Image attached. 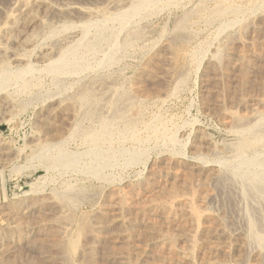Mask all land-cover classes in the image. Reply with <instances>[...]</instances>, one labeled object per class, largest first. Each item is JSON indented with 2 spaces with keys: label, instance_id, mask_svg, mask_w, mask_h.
Returning a JSON list of instances; mask_svg holds the SVG:
<instances>
[{
  "label": "rangeland",
  "instance_id": "1",
  "mask_svg": "<svg viewBox=\"0 0 264 264\" xmlns=\"http://www.w3.org/2000/svg\"><path fill=\"white\" fill-rule=\"evenodd\" d=\"M50 1H49V3H50L49 7L50 8L44 9L43 7H41L38 9V11H37V14H38L37 17L39 16L38 20L42 21L41 18H43V20H44V18H46L45 20H49V21H43L46 24L47 23L50 24V25L47 24L49 29H51V28L52 29H59L61 27L60 25H62V24H64V25L66 24V26H70V28H72L73 31L70 29L71 32L67 33V37L68 36L69 37L67 38L65 36L67 39L65 38L64 42L60 41V43L58 45L53 46L51 44V43H53V41L50 38H48V36H47L48 30H45V32H43V31L41 32V30H39L40 26H38L39 25V22H38V23H36L38 25L34 26L37 32H33L36 34L35 35L36 36L35 45H36L37 49L35 48L36 50H33L32 53H29L27 55V57H29V58H27V57L23 58L22 56H20V57L18 56V54H21L19 45L21 44V40H22V38H20L19 36L28 35V34L32 33V31H33L32 27H29V26L17 27L16 33H15V35H13L14 39L10 40L11 42L9 41L11 44L9 42H6L5 40H2L3 44H0V47H4V45H5L4 48H6V50H7L6 51L7 53L3 54L6 56L0 55V57H1L0 60L7 62L10 65L11 70L14 69L13 71H15L16 68L17 69H19V67L22 68L26 62H29L30 65H32L31 67L35 71V76H36L37 80L39 79L38 82H40V84L35 86V88L32 87L30 90H28L29 93H28V91H26V92H20L19 90L17 91L15 86H13V85H11L12 87L9 86L8 89H6L4 92L0 93V233H3L5 230L8 229V227H10L12 225V222H13L15 215L11 212V208H13L18 203H24V202H28V201L31 203H34V202L39 201V203L36 204L37 205L36 209H37L38 213L35 214L36 212H34L32 214V220H35V221H32L31 219H29L30 221L28 219L27 220L24 219L25 223H23V226L24 225L26 226L27 222L28 223L30 222L29 225H32V224L34 226L38 225V220H39L38 218L41 217L40 215H42V214L43 215H42L41 219H44V218L48 219L49 218L48 228L43 229L42 231L41 230H39V231L35 230L34 233H31V236H30L32 238L31 241L25 242V241H17L16 239H11L10 242L7 243V244H9L7 247L11 248L12 252L10 254H7L6 258L13 259V258H16L19 256L20 260H22V264H23V261H28L29 263L31 262L30 264H43V263H45V264L46 263L47 264H64L65 262L61 259L60 255H59V253H60L59 249L56 246L55 247L53 246L54 243H57L58 241H60V239H62V234H63V238L64 239L66 238V237H64V235H65L63 233L64 231L63 232H61V231H62L63 227H68L66 225L67 223L62 218L61 219L56 218L57 216H59L61 214L60 216H66L67 215L66 218H69V220L67 222L69 224H71V226L68 224L69 227H71L70 230L73 234H75L74 236H76L77 238L72 236L73 234L71 232H70V237L75 238V240H76V239H79L78 237H79V235H81L80 237L82 238V239L80 238L79 241L77 240V243L79 242L78 243L79 244L78 249L76 251L75 256L72 257V259L74 260L75 263L79 260L80 264H83V263L89 264L90 263L89 259L91 260V257H92L93 260L96 262H94L92 260L93 263L91 261V264H94V263H96V264H98V263L99 264H116V263L122 264L121 261L124 262V260L121 259V258H123V256L121 255V252L122 251L125 252L126 250L131 249V251H133L132 252L133 258H135V257L138 258V264H144V263L145 264H182V263H179L177 261L175 262V260L172 261V259H171V261L168 260V259H170V256L168 255L169 250L167 247L166 248L161 247V249L159 248V249L155 250L156 247L150 239L149 240L151 242L150 241L146 242V240L148 239V238H146V235H147L145 232L146 229H144L143 225L140 224V223H142L143 220H141V222L139 223L140 224L138 226L139 229L137 228L135 233H133V238H132L131 242L130 241L127 242L126 240H124L123 237H120V235H118V233H119L118 229L113 227L112 224L107 225V223H109V222L113 223L112 218H113V221L116 219V217H115L116 213L112 207L113 205L112 206L110 205V203H112L111 194L114 192L116 193L117 191H121L122 190L121 188H123L124 190H126V189L127 190L128 189L133 190V189H137L138 187H142V185H146L145 183H147V185H146L147 191L144 195L146 197L147 196L153 197L154 193L159 195L160 193L158 194V192H162L163 190H166L165 187H167V189H170L171 187L176 186L177 188L180 189L181 197H187L189 194H194L195 198H196L197 205L202 210L204 208L203 211H205V213L210 214L209 215L210 219H207L205 222L203 221V223H202V226L205 228V230H207V235H205L206 231L205 232L202 231V232H204V234L201 233V236L197 238V248H195L194 253L192 254V259H193L194 264H203V263H207V261L208 262L211 261L213 263H215L214 261H216V262L221 261L225 264H239V263H237V261L239 262L240 259L238 260L237 258H240V254H241L240 253V251H241V249H240L241 244L240 243L242 242V239H243V235L241 232V231H243V229H242L241 224H239V221L236 219V217L234 215L237 210L233 211L232 205H229V204L223 202L220 192L217 190L216 186H214L213 182L210 179V177L212 178L211 174H213L214 171H216L220 165V164H218V162H220V161L221 162L225 161L226 163L229 162V165H232L234 162L233 157H232L231 146L235 142V136L232 134V132H230L229 124L227 123V121L222 120L218 116V112H219V109L221 107H223V109H225V110H227L229 107H230L229 109H231V111L232 110L233 111L238 110V107H236L237 106L236 102L239 99V98H236V96L238 94L237 90H236V82H237L236 80L238 79V74L235 70H231L233 68H230V69L228 68L229 71H226L227 69H225V71H224L223 65H221V66H219L220 69H218L220 73L218 75H216L217 73L212 72V68L206 69V67L209 66V64L212 60V56H214V54H216L217 52H220V53L229 52L230 46L239 47L242 44H246V45L252 44L251 46H249L251 51L247 50V55L253 56L255 53L257 55L259 54L258 56L264 55L263 54L264 51L262 50L264 48V31H262V30H264L263 29L264 25L260 22L261 18L264 17V6L262 5V8L259 10V12H256L255 14L249 16V13L246 11V9L250 8V5H249L250 0H239V3L241 4V6L242 7L244 6L245 12H244L243 19H244V23H245L244 26L246 28H244L242 31V28H240L237 24L230 23V26L227 27L226 30L221 31L220 30V23H221L220 21L231 22L234 19L232 17H226L227 19L225 18L223 20H218V19L216 20V18L215 19L212 18L210 12L214 8L215 3H217L216 0H209L210 2L208 0H176L175 5L170 4V5L161 6L162 3L158 4V5L156 4V5H154V7L156 6V9H154V13H153L154 15L152 14V16L151 15L149 16L151 18L147 17V19L137 21L133 25V27H135L136 29H138V28L140 29V30L138 29V31L141 34L139 38H136L133 36L126 37V35H124V34H126L125 32H120V34H119L120 36H118L117 43L119 45H123V42H122L123 39L127 38L128 41H130L129 39H133L130 41V45L131 44H133V45H131V47H132V48H130L131 50L129 48H127L125 50V51H127V53L124 52V50H123V52L120 50L119 55L116 56L117 59H115V62H113L111 64L112 66L108 65L107 67L93 68L95 70L89 69V71H83V72H81V74H79L80 77L77 75L78 77L77 76H69V77L57 78V77L51 76V75L46 76L47 74L43 70H44L47 62H45V60L40 58L41 52H44L45 49L50 50L52 48L51 51L52 52L54 51L53 53H57L59 50H61L60 48L63 49L67 46H72V45L78 43L79 41H81L82 36H81V32L79 31V26H80V24H83L82 22H84L86 20V18L84 17L85 18L84 19L83 16H81V15H80V17H82V18H79V15L77 13H73V12H71L70 14H66V16L64 14H63L64 16L62 14L59 16V14L55 12L56 6H57V8L59 5H60L59 8H62V7L66 8V6L70 7L69 5H71V7L74 6V7H82V8H86V9L88 8L89 10H93V11L97 10L96 12H99V13L101 12L97 17H101V14L108 13V11H110V13L115 12L116 9H114L115 11L112 10L113 4L116 1L120 2L121 0L120 1L119 0H111V1L110 0H93V1L92 0L91 1L90 0H81V1H79V0H76V1L75 0H50ZM134 1L136 2V1H140V0H125V2H124L125 4L123 3L124 6L122 7V9L127 8L129 6V3L132 4V3H134ZM161 1L162 2L165 1V3H166V0H161ZM197 2H199V4H202L203 6L199 5ZM8 4L9 3L6 1H4V3L0 1V23L3 20L6 12L7 11L9 12V5ZM53 5H55V7ZM51 7H52V9H51ZM198 7L203 8L204 11L201 13H198L196 15H193L189 18L188 24H187L186 30H185V34L187 33L186 35L188 36V38H186L187 40H185L184 45H182V47L183 46L184 47L183 48L180 47L182 49L181 50L179 49V53L183 56H188L191 53L196 52L195 55L197 56L198 61L200 62L199 64L197 63L199 66L197 65L195 67L192 65L190 67L188 73H186L187 75L185 74L184 76H182L180 78L182 80L181 85L183 87L179 86V89L177 92L165 96L164 93L167 92L170 87H174V85L171 83V80H170L171 78L170 79L168 78V77H170L171 70H172V63L169 61L171 52L167 49L168 48L167 46L170 43L169 40L171 37V33L174 29L176 22H178L179 19H181L184 15H186L190 12L193 14L194 12H192V11H195V9L197 10ZM193 8H195V9H193ZM49 9H51V10H49ZM44 10L45 11L47 10L48 12L47 11L45 12ZM190 10H192V11H190ZM4 12H5V14H4ZM42 14H43V16H42ZM208 15H210V16H208ZM54 17H56V18H54ZM209 20L211 22H209ZM174 21H175V23H174ZM250 21H252L253 24L256 23L259 25V23H260L261 25H259V26L263 27V28H260L262 33L260 30L254 31L253 28L250 27L251 26ZM137 24L139 26H137ZM0 27H1V25H0ZM170 28L171 29L173 28V29L171 30ZM152 29H153L154 33L151 31ZM201 30H203V31L201 32ZM245 30L247 32H245ZM43 33H45V34H43ZM93 33L90 32V36ZM169 33H170V35H169ZM188 33H189V35H188ZM235 33H237V34H235ZM187 36H185V37H187ZM249 37H251V38H249ZM45 38L46 39L48 38V40H46ZM134 39H136V40H134ZM138 39H140V40H138ZM17 40H19V42ZM166 40H168V41H166ZM227 41H228V43H227ZM69 42L72 44H70ZM6 44H7L8 49L6 47ZM100 44L101 45H98L96 48V53H95V55H93L94 57L93 56L88 57L89 62L92 64H96L97 62H99L104 57V55H106V53H108L110 50V45H108L109 47H107V44H104V43H100ZM186 44H188L189 46ZM49 46H50V49H47V48H49ZM133 46H134V48H133ZM13 49H15V50H13ZM224 49H226L228 51H226ZM155 51H157V52H155ZM231 52H236V51H231ZM21 57H22V60L20 59ZM154 57H155V59L157 58L158 60L157 59L155 60ZM159 57L161 58V60L159 59ZM151 62H153V63H151ZM154 62H156V63H154ZM253 63H255V65H253ZM143 64H145V65H143ZM150 65H153V66H150ZM252 66L255 69L252 70L251 72H249L248 75H249V77L250 76L252 77V78L250 77V79H251L250 82H252V83H250V87L252 85H254V86L251 88V90L249 89V92L247 89V93H246V91H243V92H245V94H242V95L244 97L245 96L250 97L249 96L250 92L252 90H254V88H256L254 91H257V86H258L257 93L252 91L253 95L255 96V93H256V95L258 93H260L263 97H261V95L258 94L257 96H255V98L258 100L263 98V101H264V92H262L263 93L262 94L259 90V87H260L259 81H260L262 74H264V72H263L264 71V68H263L264 59L261 60L260 57L256 58L252 62ZM149 67L152 69L150 70ZM210 67H211V65H210ZM141 68H142V71H141ZM154 68H156V69H154ZM38 70L41 72H39ZM255 70H257V71H255ZM258 70L262 71L263 73L259 72ZM163 71H165V72H163ZM221 71H224V73H222ZM36 72L39 74H37ZM84 72H86V73H84ZM225 72H227V73L225 74ZM257 72H258V74H257ZM144 73H146V74H144ZM149 73H150V75H148ZM151 73H152V75H151ZM43 74L46 77H43L44 76ZM221 74L224 75L225 77L224 76L220 77ZM253 74L254 75L256 74V75L253 77ZM38 75H39V77H38ZM139 75H141V76H139ZM83 76H84V78H83ZM137 76L140 78H138ZM217 76H219V77H217ZM226 76H227V78H226ZM152 77L155 79L152 80L153 79ZM183 77L185 79H183ZM234 77L236 80L233 79ZM79 79H81V80H79ZM96 79L98 81H95ZM167 80H168V82H167ZM231 80H234V81H231ZM109 81L111 83H109ZM136 81H138L140 83H138ZM228 81H230V82H228ZM49 82H50V84H49ZM175 82H177V80ZM218 82H220V83L218 84ZM42 83H44V84H42ZM60 83H61V85H60ZM71 83L74 84L75 87ZM51 84H53L54 86ZM55 85H57V86H55ZM67 85H69V87H67ZM83 85L86 87H83ZM122 85H123V88H128V89L132 90L133 92L132 91L131 92L134 93L137 97L140 96L139 99L141 98V100H138V102L140 103L139 107H140L142 113L140 112V113L136 114L135 110L129 111L128 116H127V121H126V123L132 122V121L136 122L137 126L135 127V129L136 128L138 129L137 132L139 134L135 131V129H134V133H136L139 136V138L142 136L139 139L140 145L138 144V142H135L134 144H133V142H131V143L127 142L128 140H126V142H127L126 143L124 141L126 139V137H124V138L122 137L121 139L116 138L115 140H113L112 141L113 145L111 144L112 148H109L108 143H106V144L104 143V146L102 143L101 144L102 147H100L101 150H99V151H102V150L104 151L105 149H106L105 151H108L109 149H113V150L115 149V151H119V152H121V154L118 152L119 154L117 155V153H116L117 157H115V159L116 158L118 159V161L116 160V162H118V163H116V162L115 163L117 164V166H114L113 168L105 167L104 170L100 173L102 175V176L100 175V177H95V176L89 177V175L84 173V171H83L84 169L82 168L83 166H84V168L86 165L96 166V163L94 161L92 164H89L92 162L91 161L92 158L90 159V157H88V156L87 157H81L80 158L81 160H79L80 164L78 163L77 165H75V167H73L72 170L69 169L68 171H63L59 168H55V170H54V168H50V169L47 168L48 166H47L46 161L42 160L44 158V154H45V150H44V149H46L45 147H47L48 150L50 149L48 151V153L50 155L53 156V155L58 154L57 146H56V149H55V147L52 148V144L54 145L57 142L64 140L63 136H65L66 132H68V130H70L69 128L72 127V124L77 122L78 119H80V120H78L79 123L77 122L79 125H82L84 123L83 126H81L82 128L87 129V124L89 127L88 129H91L93 127L98 126L101 123L103 118H107L110 115L109 103H110V100L112 98V96H111L112 89L117 90L119 87L122 88ZM233 85H234L236 94H232L233 93L232 90L234 88L231 86H233ZM147 86H149V87H147ZM227 86L228 87L230 86V87L228 88ZM144 87L146 89H143ZM222 87H223V89H222ZM225 87H227V88H225ZM85 88H87V89H85ZM231 88H233V89H231ZM139 90H141V91L139 92ZM213 90H215V91H213ZM13 91L14 92L16 91L15 92L16 95H14L15 93H13ZM134 91H136V92H134ZM150 91H152V92H150ZM84 92H86V93H84ZM101 92H102V94H101ZM159 92L162 95H160ZM219 92H221V93L219 94ZM8 93H10L9 94L10 97L13 96L12 100H14L15 102L12 100L11 101L9 100L8 95L6 96V94H8ZM12 93H13V95H12ZM35 93L36 94L38 93V94L36 95ZM95 93H96V95H95ZM154 93H156V95H158L160 97L163 96V98H161V100L158 99L160 97H157L156 95H154ZM213 93L215 96H213ZM50 94H51V97H50ZM74 94L82 95L84 97H86V94H88L86 98H93V99L97 100L98 103L95 104L94 106H93V104L89 105L90 106V110H89L90 116L83 117V115H81L82 110H80L78 108H77L78 110L73 109L71 111L66 109L67 106L69 107L71 104V101H69L70 102L69 103L68 100H66V99H68L71 95L73 96ZM103 94H105V95H103ZM144 94H145V96L142 97ZM30 95H32L33 98H37L36 102H30V99H31ZM98 95H99V97H98ZM217 95L218 96L221 95V96L217 98ZM230 95H235V96L231 97ZM250 95H251L250 98L255 99L254 96L252 97V94H250ZM154 97H155V99H153ZM233 97H234V99H233ZM238 97H239V94H238ZM98 98H99V101H98ZM147 98H149V100L150 99L151 100L148 101ZM210 98H213V99H210ZM228 99H230V101ZM61 100L62 101L64 100V102L62 103ZM206 100H208V101H206ZM210 100H211V102H210ZM234 100H235V102H234ZM231 101H233L234 103L232 104ZM147 102H149V103H147ZM11 104H13V105H11ZM26 104H27V106H26ZM28 104L29 105L31 104V105L28 106ZM143 104H145V106ZM231 104L232 105L235 104L234 105L235 107L232 106ZM147 105H148V108L145 109L147 107ZM225 105H226V107H224ZM252 105L248 106L249 107L248 111H251L254 108L253 107L254 105L253 106ZM24 106H25V108H23ZM61 108H63V109L65 108L66 111L61 109ZM100 108H102V110ZM142 108H144V109H142ZM92 109H94V110L92 111ZM103 109L108 114L103 112ZM74 110L78 111V114ZM106 110H109V111L107 112ZM100 111H102L104 113V115L102 112L99 113ZM71 113L72 114L75 113V114L72 115ZM91 113H93V114L96 113V115L95 114L93 115ZM130 113L134 115V118H133V115H131ZM99 114H101L102 117ZM154 115H157V116H154ZM40 117L42 118L41 120H40ZM159 118H162V119L160 120ZM152 120L156 122V127L163 125L167 129L170 128L171 130L170 129L169 130L172 131L173 133L177 132L176 133L177 134L176 135V142L175 143H173V142L168 143V141H166V140H164V141L162 139L158 140V139H155L152 137L153 139L156 140V141H154L151 138L150 132L147 129H143V128H145V124L152 122ZM141 121H143L144 123L141 124ZM162 121L164 122V124L162 123ZM39 123H40V125H39ZM92 125H94V126H92ZM182 125H183V127H182ZM172 128L174 129V131ZM62 130H64V131H62ZM65 130H67V131L65 132ZM58 133H59V135L60 134L62 135V138L59 139V137H61V135H60V136H58V139H57L56 135H58ZM143 138L149 139V140L151 139V141L148 142L149 140H145ZM72 140H70V141L67 140V141H65V144L63 146H59V147H61V149H63V150L65 149L64 151L68 155L80 156L81 154H79V152L82 153L84 150L86 152H88V150L90 151L91 148H89L82 141L81 138L77 137V138H74ZM143 140L146 142H144ZM47 144L50 148L47 146ZM164 147H165V149H164ZM40 149H41V151H42V149L44 151L40 152ZM136 149H138L139 153ZM217 152H219V153H217ZM129 153H135L138 155V157L135 161L136 164L134 163L130 166L124 167V161H125L124 159H126V157H127L126 155ZM28 154H30V155H28ZM122 154H123V156H120ZM175 154L177 157L175 156ZM45 155H47V154H45ZM139 155L140 156L144 155V156L140 157ZM41 157H42V159H40ZM39 159H40V161H38ZM85 161H87V162H85ZM198 161H199V163H198ZM165 163H167V164H165ZM201 163H204V165ZM81 165H83V166H81ZM120 165L124 167L123 170L119 169V168H122ZM133 165H136V166H133ZM164 165H166V166L164 167ZM45 166H47V167H45ZM117 167H118V169H116ZM109 168H111V169L109 170ZM47 169H49V170H47ZM138 170L142 171V172H139ZM187 170H189V171H187ZM114 171L116 172V174H114ZM212 171H213V173H212ZM44 172H46V173H44ZM79 172H80V174H79ZM102 173L108 174L107 177L105 175H103ZM137 174L139 175V177L137 176ZM172 174L176 175V177H173ZM112 175L113 176L115 175L117 182L115 181V179L112 178ZM103 176H105L106 179H104ZM118 176H119V178H118ZM189 177H190V181L192 183H190V185H191L190 189H189V186L187 189V188H185L186 185H183V184H186L184 182H186L185 180L189 179ZM208 177H209V179L207 180ZM96 178H98V179H96ZM101 178H103V179H101ZM93 180H95V181H93ZM103 180H107L108 182L110 181L109 182L110 184L107 181H105L106 184L103 183ZM198 180H199V182H198ZM202 180L205 181L204 183L202 182L203 184H205V187H204V185L202 187V185L200 184ZM113 181H114V184H113ZM99 182H101L102 185ZM173 182H174V184H173ZM3 183H5L4 184V186H5V194L4 195H3ZM139 183H140V185H139ZM148 184H149V186H148ZM175 184H177V185H175ZM30 186H32V187H30ZM72 187H73V189H72ZM130 187H132V188H130ZM67 188L69 190H71L72 192H74V194L79 196L76 200V206L73 208H70L68 205L62 204V203H61L62 205H60L58 203V201L56 202V200L54 199L55 198L54 195H56L57 193H61L63 190H65ZM105 188H107V191ZM78 189H81V190H78ZM110 189L112 191H110ZM77 190H78V192H77ZM99 191H100V193H99ZM190 192H193V193H190ZM148 193H150L151 196H149ZM157 195H155V196H157ZM208 195H209V197H208ZM81 196H82V198H81ZM84 197L87 200H85ZM110 197H111V199H108ZM41 198H43V199H41ZM40 199H41V201H40ZM91 199H93V202ZM44 200H45V202H44ZM107 200H108V202H107ZM102 202H104L106 205ZM57 203L59 205H57ZM77 204H79V205H77ZM107 204L110 205L111 207L110 206L108 207ZM204 204H205V206H204ZM224 205L226 206V208L224 207ZM133 206H135V205L133 204ZM63 207H65V208H63ZM97 207H99V208H97ZM103 207H105V208L103 209ZM39 208H41V209H39ZM59 208L61 211L59 210ZM111 208L113 210H111ZM64 210H67V211H64ZM96 211H98L99 213ZM227 213H229V214H227ZM38 214H40L39 217H38ZM261 214L264 215V212H262ZM12 215H14V216L12 217ZM23 215L27 216L26 213ZM33 215H35L36 217L33 218ZM130 216H128V218L132 217V216L131 217ZM10 219H12V220H10ZM80 219L82 220L81 222H80ZM89 219H91V220L89 221ZM147 219H148V222L146 223ZM40 220H39V223H40ZM104 220H106V221H104ZM108 220H110V221H108ZM145 220L146 221H143V224L144 223L150 224L153 222L156 224L158 223L165 230H168V231L170 230L171 232L174 231L173 233L178 232L179 225L181 223V220L178 219L177 217H175L169 223H165L163 221L161 215L158 213H156V214L151 213V215L149 214ZM233 221H234V223H233ZM78 222H80V223H78ZM83 222L84 223H86V222L91 223L96 228L97 239H96V237H95V239L99 240V241H96V240L92 241V240H90L91 237L88 236L87 233H84V232L80 233L79 232L81 229L80 225ZM101 222H102V224H101ZM61 224H63V226ZM230 224L232 225V227ZM55 225H57V226H55ZM100 226H101V228L103 227L102 228L103 231L101 230ZM104 226H105V228H104ZM98 229L101 231L98 232ZM82 230H84V227ZM208 230L211 233L210 232L208 233ZM235 230H236V232H235ZM139 231L142 233H140ZM77 232H79V235L76 234ZM112 232H114V234L116 233L117 235H114ZM225 232H226V234H225ZM59 233H61V235ZM109 233H111L113 235H111ZM100 234H101L103 239L99 238V237H101V236H98ZM107 234L109 235V237ZM210 234H213V235H210ZM84 235H85V237H84ZM144 235H145V237H144ZM208 235H210L211 237ZM37 236H38V238H37ZM237 236H239V237H237ZM52 237H53V239H52ZM115 237H117V238H115ZM106 238L108 241L106 240ZM114 238L117 239L118 242H117V240H114ZM101 239L103 240L102 245H101V242H102ZM104 239L106 241H104ZM113 240L116 242H114ZM177 240H178L177 244H176L177 250L179 252L184 251L187 247V243H186L185 238L183 236H181V237L179 236V238H177ZM201 240H203V241H201ZM226 240H229V241H226ZM87 241L91 244H89ZM212 241H213V243H212ZM239 241H240V243H239ZM95 242H97V243L95 244ZM105 242H107V243H105ZM124 242L125 243L127 242L128 244H123ZM198 242H199V244H198ZM215 242H216V244H215ZM25 243H26V245H25ZM51 243H52V245H51ZM116 243H117V245H116ZM4 244H6V241H4ZM80 244H82V245H80ZM111 244H113V245H111ZM210 244H211V246H210ZM217 244H219L220 246H218ZM98 245L101 247V250L99 249L100 247ZM108 245L109 246L111 245V246L109 247ZM151 246H154V248L153 247L151 248ZM105 247H107V249ZM111 247L115 248V252H114V249ZM119 247L120 248L122 247V248L120 249ZM123 247H124V249H123ZM133 247L135 248V250ZM144 247H148V249L146 248L147 251H146V249H144ZM210 247H212V248H210ZM86 248H87L86 251L90 250L89 253H87L84 250ZM108 248H109V251H108ZM118 248L120 250H118V252H117ZM125 248H127V249H125ZM79 249H81V251ZM141 249H143L145 252ZM82 250H83V252H82ZM104 250L106 252H103ZM159 250H160V253H158ZM119 251H121V252H119ZM134 251H137V252H134ZM84 252H86V254ZM116 252L119 253V256ZM74 253H73V255H74ZM107 253H109V254L107 255ZM114 253L117 257H115L113 255ZM81 254L84 255V258H87V259L82 258L83 256ZM212 254H215V256L213 257ZM16 255H18V256H16ZM78 255H80V258ZM85 255H87V256H85ZM92 255H94V257ZM104 255H105V257L107 255L106 258L104 257L105 259H103ZM137 255H141L142 257L141 256L138 257ZM39 257H41V259H42L41 261L39 260ZM119 257H121V258H119ZM117 258H119L121 260H119ZM165 258H168V259H165ZM112 259L113 260L117 259V260L113 261ZM86 261H89V263ZM140 261H141V263H140ZM235 261H236V263H235ZM255 261L257 264V258L253 255L250 256L249 263L251 262L250 264H254Z\"/></svg>",
  "mask_w": 264,
  "mask_h": 264
},
{
  "label": "bare ground",
  "instance_id": "2",
  "mask_svg": "<svg viewBox=\"0 0 264 264\" xmlns=\"http://www.w3.org/2000/svg\"><path fill=\"white\" fill-rule=\"evenodd\" d=\"M1 2L4 3V1L8 2L9 4V12L7 11L3 20L1 21L0 25V44H3L2 40H5L6 42H9L10 40H13V35H15L16 33V28L19 26H29L32 27L33 31L32 33L28 34V35H22L19 36L20 38H22L21 40V44L19 45L20 47V51L21 54H18V56H22L23 58H26L27 55L29 53H32L33 50H36L37 47L35 45V41H36V34L33 32H37L35 29V25L37 26L39 22L40 26L39 30H41V32H45V30H48V38H50L53 43H51L53 46H56L60 43V41L65 40V38L67 37V33L71 32L70 29L72 30V28H70V26H66V24H62L60 25L61 27L59 29H49L48 25L50 24H46L43 21H49V20H45L46 18H41L42 21L38 20L37 17V11L39 8L43 7L44 9H48L50 8V0H0ZM76 1V0H75ZM81 1V0H79ZM91 1V0H90ZM93 1V0H92ZM111 1V0H110ZM120 1V0H119ZM209 1V0H208ZM217 3H215L214 8L211 10L210 14L212 16V18H216V20H223L226 17H232L234 20L231 22H223L220 21V30L224 31L226 30L227 27L230 26V23H234L237 24L240 28H242V31L244 28H246L244 25V6L242 7L241 4L239 3V0H216ZM51 2V1H50ZM67 2V1H66ZM100 2V1H99ZM113 2V1H112ZM125 0H121L120 2L116 1L113 4V8L112 10L116 9L115 12L110 13V11H108V13H103L101 14V17H97L100 13L93 11V10H89L88 8H82V7H74L71 5H69L70 7L66 8L62 7V8H55V12L59 14V16L62 14H64L66 16V14H70L71 12L73 13H77L79 15V18L83 16V18L85 17L86 20L84 22H82L83 24H80L79 26V31L81 32V41H77L78 43L72 45V46H67L65 48H60L61 50H59L57 53H53L50 50H44V52H41L40 58L45 60V62H47L45 68H44V72L47 74L46 76H55L57 78H61V77H69V76H79V74H81V72L83 71H89V69H93V68H98V67H107L108 65H111L113 62H115V59L117 55H119L120 50L123 52L125 51L127 48H132L131 44L130 45V41L133 39H129L130 41H128L127 38L123 39V45H119L117 43L118 40V36H120V32H125L126 37L129 36H133L136 38L140 37V32L138 31V29H136L135 27H133V25L137 22V21H141V20H145L147 19V17H149L150 15L152 16V14L154 13V9H156V6L154 7V5H158L161 4V6L164 5H170L173 4L175 5L176 0H166L165 1H161V0H140V1H134V3H129V6L125 9H122V7L124 6ZM206 2V1H205ZM210 2V1H209ZM241 2V1H240ZM58 3V2H57ZM61 3V2H60ZM63 3V2H62ZM101 3V2H100ZM124 3V4H123ZM199 4V2H197ZM196 3V4H197ZM204 3V2H203ZM59 4V3H58ZM67 4V3H66ZM131 4V5H130ZM73 5V4H72ZM190 5V4H189ZM202 5V4H199ZM198 5V6H199ZM248 5V4H247ZM246 5V6H247ZM249 5L250 8L246 9V11L249 13L250 15L255 14L256 12H259V10L262 8V5L264 6V0H250L249 1ZM2 6V5H1ZM55 7V5H53ZM87 6V5H86ZM126 6V5H125ZM203 6V5H202ZM207 7V6H206ZM158 8V7H157ZM167 8V7H166ZM177 8V7H176ZM199 8V7H198ZM197 10L195 8V11L193 14L188 13L186 15H184L181 19H179L178 22H176L174 29L171 33V37L169 40V45L167 46L168 50L171 52L170 54V59L169 61L172 63V70H171V74L170 77H168L171 80V83L174 85V87H170L169 90L167 92H165V96L169 95V94H173L175 92L178 91L179 86H182V80L180 79L182 76H184L186 73H188L190 67L193 66H197L200 62L198 61L197 56L195 55L196 52L191 53L188 56H183L179 53V49L181 50L183 47L182 45H184L185 40H187L186 38H188V36L185 34V30H186V26L188 24V20L191 16L196 15L198 13H201L204 11L203 8H199ZM52 9V7H51ZM49 9V10H51ZM54 9V8H53ZM107 9V8H106ZM162 9V8H161ZM209 10V9H208ZM41 11V10H40ZM39 11V12H40ZM45 11V10H44ZM47 11V10H46ZM45 11V12H46ZM159 11V10H158ZM48 12V11H47ZM51 12V11H50ZM157 12V11H156ZM171 13V12H170ZM207 13V12H206ZM63 15V16H64ZM154 15V14H153ZM43 16V14H42ZM52 16V15H51ZM181 16V15H180ZM179 16V17H180ZM210 16V15H208ZM3 17V16H2ZM41 17V16H40ZM49 17V16H48ZM62 17V16H61ZM195 17V16H194ZM255 17V16H254ZM52 18V17H51ZM56 18V17H54ZM64 18V17H63ZM84 18V19H85ZM151 18V17H149ZM203 18V17H202ZM247 18V17H246ZM48 19V18H47ZM227 19V18H226ZM57 20V19H56ZM78 20V19H77ZM260 20V19H259ZM51 21V20H50ZM167 21V20H166ZM192 21V20H191ZM228 21V20H227ZM253 21V20H252ZM252 21H250L251 26L253 28L254 31H259L260 27L259 25H261L259 23L258 24H253ZM209 22H211L209 20ZM259 22V21H258ZM257 22V23H258ZM260 22L264 25V17L261 18ZM175 23V21H174ZM195 23V22H194ZM197 23V22H196ZM205 23V22H204ZM203 23V24H204ZM218 23V22H217ZM139 24V23H138ZM137 24V26H139ZM141 24V23H140ZM148 25V24H147ZM192 25V24H191ZM212 25V24H211ZM219 25V24H218ZM248 25V24H247ZM58 26V25H57ZM145 26V25H144ZM249 26V25H248ZM73 27V26H72ZM78 27V26H77ZM219 27V26H218ZM233 27V26H232ZM25 28V27H24ZM75 28V27H74ZM142 28V27H141ZM164 28V27H163ZM205 28V27H204ZM251 28V29H252ZM30 29V28H29ZM171 29V28H170ZM171 29V30H172ZM215 29V28H214ZM264 29V28H263ZM140 30V29H139ZM207 30V29H206ZM217 30V29H216ZM240 30V29H239ZM21 31V30H20ZM73 31V30H72ZM75 31V30H74ZM153 32V29L151 30ZM164 31V30H163ZM188 31V30H187ZM203 30H201L202 32ZM241 31V32H242ZM261 31V30H260ZM264 31V30H262ZM261 31V33H262ZM47 32V31H46ZM90 32L93 33L90 36ZM144 32V31H143ZM170 32V31H169ZM189 32V31H188ZM245 32H247L245 30ZM253 32V31H252ZM142 33V32H141ZM146 33V32H145ZM154 33V32H153ZM220 33V32H219ZM260 33V32H259ZM45 34V33H43ZM194 34V33H193ZM200 34V33H199ZM221 34V33H220ZM237 34V33H235ZM143 35V34H142ZM170 35V33H169ZM168 35V36H169ZM189 35V33H188ZM195 35V34H194ZM45 36V35H44ZM66 36V37H65ZM123 36V35H122ZM162 36V35H161ZM187 36V37H185ZM193 36V35H192ZM219 36V35H218ZM245 36V35H244ZM69 37V36H68ZM67 37V38H68ZM80 37V36H79ZM142 37V36H141ZM163 37V36H162ZM167 37V36H166ZM199 37V36H198ZM208 37V36H207ZM220 37V36H219ZM225 37V36H224ZM48 38L46 40H48ZM66 38V39H67ZM123 38V37H122ZM146 38V37H145ZM160 38V37H159ZM238 38V37H237ZM251 38V37H249ZM120 39V38H119ZM144 39V38H143ZM153 39V38H152ZM217 39V38H216ZM136 40V39H134ZM140 40V39H138ZM19 42V40H17ZM74 41V40H73ZM168 41V40H166ZM215 41V40H214ZM221 41V40H220ZM219 41V42H220ZM11 42V41H10ZM9 42V43H10ZM15 42V41H14ZM44 42V41H43ZM42 42V43H43ZM51 42V41H50ZM217 42V41H216ZM230 42V41H229ZM252 42V41H251ZM5 43V42H4ZM45 43V42H44ZM70 43V42H69ZM100 43H104L107 44V47H109L108 45H110V50L108 53H106V55H104V57L97 62L96 64H92L89 62L88 57H92L93 55H95L96 53V48L98 45H101ZM133 43V42H132ZM228 43V41H227ZM239 43V42H238ZM244 43V42H243ZM11 44V43H10ZM18 44V43H17ZM62 44V43H61ZM72 44V43H70ZM230 44V43H229ZM45 45V44H44ZM188 45V44H186ZM212 45V44H211ZM252 45V44H251ZM251 45H246V44H242L239 47H229V52H225V53H220L217 52L216 54H214V56H212V60L209 64L207 68H212V72L217 73L216 75H218L220 72L218 69H220L219 66L223 65L224 71L225 69H227L226 71H229L228 68H233L231 70H235L238 74V79L236 80L235 77L233 79H235L236 82V90L238 94L236 96V98H239L237 100V106L238 110L236 111H231V109H223V107H221L219 109L218 112V116L222 119L227 121V123L229 124V130L230 132H232V134L235 136V142L232 144L231 146V150H232V157H233V164L229 165V162H225V161H220L218 162L219 167L217 168L216 171H212L213 174L212 178L210 177L211 181L213 182L214 186H216L217 190L220 192L221 194V198L223 200L224 203H227L229 205H232V210L236 211V213L234 214L236 219L239 221V224H241L243 231L242 235H243V239L242 242L239 243L241 246V251H240V258H237L239 260V262L237 261V263L239 264H250L249 263V258L250 256H255L257 258V264H264V215H262L261 213L264 212V101L263 98H261L260 100L256 99L255 96L257 91H258V86H257V91H254L256 88H254V92L255 96L253 95V92L251 91L250 94H252V97L254 96L255 99L250 98L251 95L249 94L250 97H244L242 94H245L246 91L247 93V89L249 92V89L251 90V88L254 86L252 85L250 87V77H249V72H251L252 70H254L255 68L252 66V62L260 57L261 60L264 59V55H260L258 56L256 53L252 56L247 55V50H250ZM3 46V45H2ZM17 46V45H16ZM106 46V45H105ZM189 46V45H188ZM219 46V45H218ZM217 46V47H218ZM5 47V45H4ZM4 47H0V55H3L5 53H7L6 48ZM7 47V44H6ZM63 47V46H62ZM106 47V48H107ZM182 47V48H180ZM193 47V46H192ZM200 47V46H199ZM226 47V46H225ZM36 48V49H35ZM42 48V47H41ZM99 48V47H98ZM134 48V46H133ZM8 49V47H7ZM16 49V48H15ZM13 49V50H15ZM139 49V48H138ZM145 49V48H144ZM163 49V48H162ZM201 49V48H200ZM12 50V49H11ZM43 50V49H42ZM131 50V49H130ZM203 50V49H202ZM226 50V49H224ZM264 51V48L262 49ZM41 51V50H40ZM39 51V52H40ZM108 51V50H107ZM129 51V50H128ZM142 51V50H141ZM146 51V50H145ZM159 51V50H158ZM228 51V50H226ZM231 51H236V52H231ZM251 51V50H250ZM157 52V51H155ZM13 53V52H12ZM35 53V52H34ZM33 53V54H34ZM138 53V52H137ZM146 53V52H145ZM148 53V52H147ZM188 53V52H187ZM203 53V52H202ZM10 54V53H9ZM100 54V53H99ZM143 54V53H142ZM154 54V53H153ZM198 54V53H197ZM264 54V53H263ZM124 55V54H123ZM136 55V54H135ZM165 55V54H164ZM202 55V54H201ZM257 55V56H256ZM6 56V55H3ZM141 56V55H140ZM139 56V57H140ZM13 57V56H12ZM18 57V58H19ZM22 57L20 58L22 60ZM94 57V56H93ZM29 58V57H27ZM141 58V57H140ZM205 58V57H204ZM1 59V57H0ZM152 59V58H151ZM155 59V57H154ZM157 59V58H156ZM155 59V60H156ZM159 59L161 60V58L159 57ZM12 60V59H11ZM20 60V61H21ZM27 60V59H26ZM94 60V59H93ZM143 60V59H142ZM148 60V59H147ZM153 60V59H152ZM158 60V59H157ZM19 61V62H20ZM23 62V61H22ZM168 62V61H167ZM262 62V61H261ZM25 63V62H24ZM23 63V64H24ZM29 62H26L24 64V66L22 68L19 67V69L16 68L15 71L11 70L10 65L3 61L0 60V93L4 92L6 89H8L9 86L13 85L15 86L16 90L20 91V92H26L28 90H30L32 87L35 88V86H37L38 84H40L39 79L37 80L36 76H35V71L33 70V68L31 67L32 65H30ZM153 63V62H151ZM156 63V62H154ZM169 63V62H168ZM170 63V64H171ZM198 63V64H197ZM39 64V63H38ZM169 64V65H170ZM15 65V64H14ZM125 65V64H124ZM136 65V64H135ZM139 65V64H138ZM145 65V64H143ZM161 65V64H160ZM159 65V66H160ZM207 65V64H206ZM211 65V67H210ZM253 65H255V63H253ZM112 66V65H111ZM153 66V65H150ZM162 66V65H161ZM199 66V65H198ZM259 66V65H258ZM15 67V66H14ZM219 67V68H218ZM262 67V66H261ZM148 68V67H147ZM146 68V69H147ZM150 68V67H149ZM264 68V66H263ZM120 69V68H119ZM152 68H150L151 70ZM156 69V68H154ZM95 70V69H93ZM211 70V69H210ZM223 70V69H222ZM262 70V69H261ZM39 71V70H38ZM42 71V72H43ZM91 71V70H90ZM100 71V70H99ZM142 71V68H141ZM154 71V70H153ZM169 71V70H168ZM224 71H221L222 73H224ZM257 71V70H255ZM254 71V72H255ZM259 71V70H258ZM263 71V70H262ZM259 71V72H262ZM41 72V71H39ZM94 72V71H93ZM151 72V71H150ZM165 72V71H163ZM232 72V71H231ZM264 72V71H263ZM262 72V73H263ZM37 73V72H36ZM44 73V74H45ZM86 73V72H84ZM147 73V72H146ZM144 73V74H146ZM154 73V72H153ZM227 72H225L226 74ZM39 74V73H37ZM36 74V75H37ZM42 74V73H41ZM43 74V75H44ZM88 74V73H87ZM157 74V73H156ZM258 74V72H257ZM89 75V74H88ZM150 75V73L148 74ZM152 75V73H151ZM155 75V74H154ZM153 75V76H154ZM187 75V74H186ZM213 75V74H212ZM215 75V74H214ZM215 75V76H216ZM229 75V74H228ZM227 75V76H228ZM256 75V74H255ZM253 74V77L255 76ZM45 75L43 77H46ZM77 76V77H78ZM141 76V75H139ZM143 76V75H142ZM220 76V75H219ZM217 76V77H219ZM224 75L221 74L220 77H223ZM226 76V78H227ZM232 76V75H231ZM39 77V75H38ZM87 77V76H86ZM138 77V76H137ZM150 77V76H149ZM158 77V76H157ZM209 77V76H208ZM216 77V78H217ZM225 77V76H224ZM229 77V76H228ZM233 77V76H232ZM84 78V76H83ZM140 78V77H138ZM137 78V79H138ZM153 78V77H152ZM215 78V77H214ZM225 78V79H226ZM231 78V77H230ZM252 78V77H251ZM46 79V78H45ZM51 79V78H50ZM67 79V78H66ZM87 79V78H86ZM92 79V78H91ZM104 79V78H103ZM150 79V78H149ZM155 78H153L152 80H154ZM183 79H185L183 77ZM224 79V80H225ZM255 79V78H254ZM42 80V79H41ZM81 80V79H79ZM102 80V79H101ZM140 80V79H139ZM169 80V81H170ZM177 80V82H175ZM230 80V79H229ZM43 81V80H42ZM49 81V80H48ZM69 81V80H68ZM85 81V80H84ZM83 81V82H84ZM95 81H98L97 79ZM123 81V80H122ZM145 81V80H144ZM149 81V80H148ZM214 81V80H213ZM218 81V80H217ZM227 81V80H226ZM234 81V80H231ZM257 81V80H256ZM65 82V81H64ZM86 82V81H85ZM138 82V81H136ZM166 82V81H165ZM168 82V80H167ZM223 82V81H222ZM230 82V81H228ZM255 82V81H254ZM94 83V82H93ZM109 83H111L109 81ZM140 83V82H138ZM157 83V82H156ZM212 83V82H211ZM216 83V82H215ZM220 82H218L219 84ZM225 83V82H224ZM44 84V83H42ZM50 84V82H49ZM72 84V83H71ZM70 84V85H71ZM90 84V83H89ZM92 84V83H91ZM105 84V83H104ZM223 84V83H222ZM226 84V83H225ZM229 84V83H228ZM227 84V85H228ZM254 84V83H253ZM53 85V84H51ZM61 85V83H60ZM74 86V84H72ZM114 85V84H113ZM155 85V84H154ZM160 85V84H159ZM224 85V84H223ZM45 86V85H44ZM54 86V85H53ZM57 86V85H55ZM82 86V85H81ZM94 86V85H93ZM112 86V85H111ZM140 86V85H139ZM161 86V85H160ZM221 86V85H220ZM259 90L260 92H264V74H262L260 81H259ZM12 87V86H11ZM41 87V86H40ZM65 87V86H64ZM67 87H69V85H67ZM66 87V88H67ZM75 87V86H74ZM83 87H86L83 85ZM88 87V86H87ZM126 87V86H125ZM149 87V86H147ZM183 87V86H182ZM224 87V86H223ZM222 87V89H223ZM228 87V86H227ZM225 87V88H227ZM230 87V86H229ZM228 87V88H229ZM234 88V85L231 86ZM33 88V89H34ZM38 88V87H37ZM112 88V87H111ZM213 88V87H212ZM231 88V89H233ZM11 89V88H10ZM72 89V88H71ZM83 89V88H82ZM87 89V88H85ZM109 89V88H108ZM136 89V88H135ZM134 89V90H135ZM143 89H146L145 87ZM153 89V88H152ZM211 89V88H210ZM217 89V88H216ZM215 89V90H216ZM38 90V89H37ZM69 90V89H68ZM81 90V89H80ZM84 90V89H83ZM114 90V91H113ZM142 90V89H141ZM139 90V92L141 91ZM209 90V89H208ZM213 90V91H215ZM218 90V89H217ZM229 90V89H228ZM263 90V91H262ZM78 91V90H77ZM132 90L128 89V88H118L117 90L112 89L111 91V100H110V111L106 110L107 112H110V115L107 118H103L101 123L96 126L93 127L91 129H88V124H87V129L82 128V125H79V121L80 119H76L77 122L72 124V127L69 128L70 130H68V132H66L67 130H65L66 134L65 136H63L64 140H61L60 142H57L56 144H52V148L57 146V152L58 154L56 155H50L48 153V148L45 147V155L44 153V158L42 159V157L40 159L45 160L47 163V168H59L63 171H68L69 169L72 170L73 167H75V165H77L79 163V160H81V157H90V159L92 158V162L89 164H92L93 161L96 163V166H89L86 165L85 168L83 165L82 168L84 169V173L90 176H95V177H100V173L104 170L105 167H111L113 168L114 166H117L116 160L118 161V159L115 157H117V155L121 152L119 151H115V149H109L112 148L111 144L112 141L117 139H121L122 137H126V139L124 140L126 142V140H128L127 142H133V144L135 142H138L139 144V136L134 133V129L137 126L136 122H127V116L129 111H133L135 110L136 114L141 112V109L139 107V102L138 100H141V98L139 99V97H137L134 93L131 92ZM223 91V90H222ZM221 91V92H222ZM225 91V90H224ZM227 91V90H226ZM233 93L232 94H236L235 88L232 90ZM235 91V92H234ZM16 92V91H15ZM13 91V93H15ZM38 92V91H37ZM66 92V91H65ZM81 92V91H80ZM83 92V91H82ZM88 92V91H87ZM98 92V91H97ZM136 92V91H134ZM152 92V91H150ZM149 92V93H150ZM207 92V91H206ZM219 92V94L221 93ZM12 93V95H13ZM29 93V91H28ZM48 93V92H47ZM63 93V92H62ZM86 93V92H84ZM217 93V92H216ZM223 93V92H222ZM230 93V94H231ZM10 93L6 94V96L8 95L9 100L11 101L13 99V96L10 97L9 96ZM36 94V93H35ZM38 94V93H37ZM36 94V95H37ZM43 94V93H42ZM46 94V93H45ZM61 94V93H60ZM91 94V93H90ZM102 94V92H101ZM146 94V93H145ZM145 94L142 96L144 97ZM160 94V92H159ZM218 94V93H217ZM263 94V93H262ZM16 95V93L14 94ZM22 95V94H21ZM63 95V94H62ZM88 94H86L87 97ZM96 95V93H95ZM105 95V94H103ZM154 95H156V93H154ZM162 95V94H160ZM208 95V94H207ZM226 95V94H225ZM247 95V94H246ZM261 95V94H260ZM30 102H36L37 98H33L32 95ZM29 96V97H30ZM56 96V95H55ZM61 96V95H60ZM75 96V97H74ZM147 96V95H146ZM157 97H160L158 95H156ZM155 96V97H156ZM175 96V95H174ZM213 96L214 93H213ZM212 96V97H213ZM221 96V95H220ZM217 95V98L220 97ZM235 96V95H230ZM44 97V96H43ZM47 97V96H46ZM51 97V94H50ZM63 97V96H62ZM68 97V96H67ZM82 95H76L74 94L73 96L71 95L68 99V102L71 101L70 106H67V110L71 111L73 109H80L82 110L81 115H83V117L86 116H90V106L91 104H93V106L95 104H97V100L93 99V98H86ZM99 97V95H98ZM101 97V96H100ZM150 97V96H149ZM155 97L153 99H155ZM156 97V98H157ZM176 97V96H175ZM259 97V96H258ZM261 97H263L261 95ZM15 98V97H14ZM24 98V97H23ZM65 98V97H64ZM103 98V97H102ZM152 98V97H151ZM162 97L158 98L161 100ZM214 98V97H213ZM210 98V99H213ZM216 98V97H215ZM59 99V98H58ZM61 99V98H60ZM97 99V98H96ZM148 101L149 98H147ZM232 99V98H231ZM234 99V97H233ZM6 100V99H5ZM23 100V99H22ZM27 100V99H26ZM144 100V99H143ZM230 101V99H228ZM236 100V99H235ZM234 100V102H235ZM14 101V100H12ZM41 101V100H40ZM62 101V100H61ZM99 101V98H98ZM159 101V100H158ZM208 101V100H206ZM4 102V101H3ZM15 102V101H14ZM29 102V103H30ZM38 102V101H37ZM45 102V101H44ZM64 102V100L62 101V103ZM66 102V101H65ZM141 102V101H140ZM144 102V101H143ZM164 102V101H163ZM162 102V103H163ZM211 102V100H210ZM217 102V101H216ZM232 104L234 103L233 101H231ZM59 103V102H58ZM70 103V102H69ZM102 103V102H101ZM100 103V104H101ZM149 103V102H147ZM155 103V102H154ZM153 103V104H154ZM158 103V102H157ZM225 103V102H224ZM10 104V103H9ZM32 104V103H31ZM30 104V105H31ZM68 104V103H67ZM99 104V105H100ZM151 104V103H150ZM164 104V103H163ZM231 104V105H232ZM254 106H253V105ZM13 105V104H11ZM21 105V104H20ZM28 104V106H30ZM104 105V104H103ZM145 106V104H143ZM157 105V104H156ZM159 105V104H158ZM173 105V104H172ZM229 105V104H228ZM235 105V104H234ZM232 105V106H234ZM252 105L254 108L251 111H248L249 107ZM27 106V104H26ZM106 106V105H105ZM152 106V105H151ZM7 107V106H6ZM63 107V106H62ZM226 107V105L224 106ZM235 107V106H234ZM22 108V107H21ZM20 108V109H21ZM25 108V106L23 107ZM27 108V107H26ZM78 108V109H77ZM94 108V107H93ZM103 108V107H102ZM102 108H100L102 110ZM148 108V105L145 109ZM202 108V107H201ZM233 108V107H232ZM63 109V108H61ZM97 109V108H96ZM144 109V108H142ZM152 109V108H151ZM236 109V108H235ZM22 110V109H21ZM65 110V108L63 109ZM74 110V111H76ZM94 109H92L93 111ZM18 111V110H17ZM66 111V110H65ZM216 111V110H215ZM20 112V111H19ZM68 112V111H67ZM78 114V111H76ZM102 111H100L99 113H101ZM103 112L104 109H103ZM102 112V113H103ZM147 112V111H146ZM171 112V111H170ZM217 112V111H216ZM46 113V112H45ZM106 113V112H105ZM142 113V112H141ZM166 113V112H165ZM70 114V113H69ZM72 114V113H71ZM75 113H73L72 115H74ZM93 114V113H91ZM96 115V113H94ZM93 114V115H94ZM108 114V113H106ZM131 114V113H130ZM135 114V115H136ZM155 114V113H154ZM101 115V114H99ZM104 115V113H103ZM133 115V114H131ZM167 115V114H166ZM214 115V114H213ZM98 116V115H97ZM130 116V115H129ZM157 116V115H154ZM42 117V116H41ZM40 117V120L42 119ZM96 117V116H95ZM102 117V115H101ZM100 117V118H101ZM106 117V116H105ZM138 117V116H137ZM159 117V116H158ZM134 118V115H133ZM150 118V117H149ZM157 118V117H156ZM97 119V118H96ZM129 119V118H128ZM151 119V118H150ZM160 120L162 118H159ZM50 120V119H49ZM85 120V119H84ZM99 120V119H98ZM159 120V121H160ZM44 121V120H43ZM47 121V120H46ZM90 121V120H89ZM88 121V122H89ZM97 121V120H96ZM94 122V121H93ZM161 122V121H160ZM166 122V121H165ZM37 123V122H36ZM144 123L143 121H141V124ZM146 123V122H145ZM162 123L164 124V122L162 121ZM161 123V124H162ZM43 124V123H42ZM63 124V123H62ZM93 124V123H92ZM40 125V123H39ZM95 125V124H94ZM92 125V126H94ZM55 126V125H54ZM143 126V125H142ZM166 126V125H165ZM69 127V126H68ZM168 127V126H167ZM183 127V125H182ZM176 128V127H175ZM143 129H147L150 132L151 138H155V139H162L163 141L166 140L168 141V143H175L176 142V133H173L172 131H170L169 129L165 128L163 125L156 127V122L152 120V122L150 123H146L145 124V128ZM142 129V130H143ZM173 129V128H172ZM137 128L135 129V131L137 132ZM64 131V130H62ZM146 131V130H145ZM174 131V129H173ZM144 132V131H143ZM147 132V131H146ZM145 132V133H146ZM138 133V132H137ZM148 133V132H147ZM57 134V133H56ZM139 134V133H138ZM61 135V134H60ZM59 133L57 136H60ZM50 136V135H49ZM144 136V135H143ZM54 137V136H53ZM81 138L82 141L89 147L91 148L90 151L88 150V152H85L82 154L81 152H79V154H81L80 156H73V155H68L67 153H65V149H61V147L59 146H63L65 144V141L67 140H72L74 138ZM148 137V136H147ZM62 138L59 137V139ZM146 138V137H145ZM143 138V139H145ZM149 138V137H148ZM152 138V139H153ZM155 139H153L154 141H156ZM76 140V139H75ZM78 140V139H77ZM145 140H149V139H145ZM58 141V140H57ZM73 141V140H72ZM81 141V140H80ZM120 141V140H119ZM123 141V140H122ZM123 141V142H124ZM141 141V140H140ZM144 141V140H143ZM142 141V142H143ZM151 139L148 141L150 142ZM181 141V140H180ZM126 142V143H127ZM141 142V143H142ZM146 142V141H144ZM103 143H108L109 145V150L108 151H99L101 150L100 147L101 144ZM122 143V142H121ZM167 143V144H168ZM229 143V142H228ZM124 144V143H123ZM44 145V144H43ZM113 145V144H112ZM140 145V144H139ZM195 145V144H194ZM197 145V144H196ZM202 145V144H201ZM223 145V144H222ZM48 146V144H47ZM51 146V145H50ZM84 146V145H83ZM119 146V145H118ZM49 147V146H48ZM114 147V146H113ZM116 147V146H115ZM205 147V146H204ZM39 148V147H38ZM50 148V147H49ZM86 148V147H85ZM88 148V149H89ZM99 148V149H98ZM136 148V147H135ZM155 148V147H154ZM36 149V148H35ZM42 149V151H44ZM103 149V148H102ZM165 149V147H164ZM205 149V148H204ZM211 149V148H210ZM213 149V148H212ZM54 150V149H53ZM128 150V149H127ZM138 151V149H136ZM169 150V149H168ZM184 150V149H183ZM40 149V152H42ZM56 151V150H55ZM69 151V150H68ZM129 151V150H128ZM148 151V150H147ZM193 151V150H192ZM204 151V150H203ZM230 151V150H229ZM102 152V153H101ZM119 152V153H118ZM123 152V151H122ZM39 153V152H38ZM52 153V152H51ZM70 153V152H69ZM117 153V155H116ZM139 153V151H138ZM143 153V152H142ZM213 153V152H212ZM219 153V152H217ZM53 154V153H52ZM30 155V154H28ZM178 155V154H177ZM180 155V154H179ZM229 155V154H228ZM38 156V155H37ZM46 156V157H45ZM120 156H123L120 155ZM126 159H124V167L125 166H130L132 164L135 163L138 155L135 153H129L126 155ZM140 156V155H139ZM144 156V155H141ZM140 156V157H141ZM176 156V154H175ZM218 156V155H217ZM146 157V156H145ZM177 157V156H176ZM207 157V156H206ZM231 157V156H230ZM38 158V157H37ZM36 158V159H37ZM156 158V157H155ZM40 159L38 161H40ZM85 159V158H84ZM87 159V158H86ZM89 159V158H88ZM121 159V158H120ZM197 160V159H196ZM201 160V159H200ZM88 161V160H87ZM85 161V162H87ZM84 162V161H83ZM116 162V163H115ZM121 162V161H120ZM142 162V161H141ZM156 162V161H155ZM169 162V161H168ZM214 162V161H213ZM45 163V162H44ZM199 163V161H198ZM209 163V162H208ZM232 163V162H231ZM80 164V163H79ZM120 164V163H119ZM118 164V165H119ZM136 164V163H135ZM167 164V163H165ZM204 165V163H201ZM214 165V164H213ZM121 166V165H120ZM136 166V165H133ZM166 165H164L165 167ZM26 167V166H25ZM80 167V166H79ZM119 167V166H118ZM118 167L116 169H118ZM122 168L119 169H124L123 166H121ZM163 167V166H162ZM77 168V167H76ZM81 168V167H80ZM81 168V169H82ZM109 168V170L111 169ZM47 169V170H49ZM127 169V168H126ZM125 169V170H126ZM131 169V168H130ZM58 170V169H57ZM60 170V171H61ZM114 170V169H113ZM74 171V170H73ZM81 171V170H80ZM112 171V170H111ZM139 171V170H138ZM176 171V170H175ZM182 171V170H181ZM189 171V170H187ZM77 172V171H76ZM142 172V171H139ZM170 172V171H169ZM184 172V171H183ZM209 172V171H208ZM12 173V172H11ZM46 173V172H44ZM69 173V172H68ZM74 173V172H73ZM112 173V172H111ZM177 173V172H176ZM196 173V172H195ZM76 174V173H75ZM80 174V172H79ZM103 174V173H102ZM110 174V173H109ZM114 174H116V172L114 171ZM139 174V173H138ZM137 174V176L139 177V175ZM168 174V173H167ZM198 174V173H197ZM107 177L108 174H103ZM151 175V174H150ZM154 175V174H153ZM210 175V176H211ZM80 176V175H79ZM102 176V175H101ZM104 177V179H106V177ZM169 176V175H168ZM171 176V175H170ZM173 177H176V175H173ZM192 176V175H191ZM109 177V176H108ZM137 177V178H138ZM167 177V176H166ZM81 178V177H80ZM112 178L115 179V175H112ZM111 178V179H112ZM119 178V176H118ZM172 178V177H171ZM170 178V179H171ZM200 178V177H199ZM91 179V178H90ZM98 179V178H96ZM103 179V178H101ZM136 179V178H135ZM179 179V178H178ZM209 179V177L207 178V180ZM45 180V179H44ZM146 180V179H145ZM195 180V179H194ZM204 180V179H203ZM201 181V185L203 187H205V184H203L205 181ZM43 181V180H42ZM95 181V180H93ZM102 181V180H101ZM105 181L107 180H103V183H105ZM120 181V180H119ZM149 181V180H148ZM173 181V180H172ZM178 181V180H177ZM176 181V182H177ZM186 185L185 188L190 189V183H192L190 181V177L189 179L185 180ZM108 182V181H107ZM110 182V181H109ZM108 182V183H109ZM117 182V181H116ZM122 182V181H121ZM143 182V181H142ZM141 182V183H142ZM199 182V180H198ZM203 182V183H202ZM207 182V181H206ZM43 183V182H42ZM67 183V182H66ZM90 183V182H89ZM101 184V182H99ZM137 183V182H136ZM144 183V182H143ZM149 183V182H148ZM5 183H3V195L5 194ZM106 184V183H105ZM104 184V185H105ZM110 184V183H109ZM114 184V181H113ZM147 185V183H145ZM174 184V182H173ZM207 184V183H206ZM102 185V184H101ZM108 185V184H107ZM137 185V184H136ZM140 185V183H139ZM142 185V184H141ZM146 185H142V187H138L137 189H133V190H124L123 188H121V191H117L116 193H112L111 197H112V203H110V205L113 207L114 211H115V217L116 219L113 221L112 218V222L113 223H107V225L112 224L113 227L118 229V235H120V237H123L124 240H126L127 242L132 240L133 238V233H135L136 229H139V225H143V228L146 229V238H148L146 240V242L148 241H152V243L155 245V250L157 249H161V247H167L169 250V256L170 259H168L171 261L175 260V262H179L182 264H194L193 263V259H192V254L194 253L195 248H197V238L201 236V233L205 235H207V230H205V228L202 226L203 221L205 222L207 219H210V214L205 213L204 208L203 210L197 205L196 203V198L194 194H189L187 197H181L180 194V189L177 188L176 186L171 187L170 189L163 190L162 192H158L159 195H157L156 193H152L153 197H146L144 196L146 191H147V186ZM168 185V184H167ZM177 185V184H175ZM194 185V184H193ZM200 185V186H201ZM71 186V185H70ZM106 186V185H105ZM116 186V185H115ZM149 186V184H148ZM199 186V187H200ZM32 187V186H30ZM44 187V186H43ZM137 187V186H136ZM152 187V186H151ZM193 187V186H192ZM80 188V187H79ZM110 188V187H109ZM114 188V187H113ZM127 188V187H126ZM132 188V187H130ZM73 189V187H72ZM76 189V188H75ZM107 191V188H105ZM112 189V188H111ZM110 189V191H112ZM214 189V188H213ZM81 190V189H78ZM77 190V192H78ZM104 190V189H103ZM151 190V189H150ZM186 190V189H185ZM53 191V190H52ZM56 191V190H55ZM62 191V190H61ZM74 191V190H73ZM76 191V190H75ZM101 191V190H100ZM99 191V193H100ZM31 192V191H30ZM58 192V191H57ZM76 192V193H77ZM102 192V191H101ZM109 192V191H108ZM107 192V193H108ZM155 192V191H154ZM195 192V191H194ZM202 192V191H201ZM52 193V192H51ZM111 193V192H110ZM193 193V192H190ZM209 193V192H208ZM213 193V192H212ZM40 194V193H39ZM46 194V193H45ZM78 194V193H77ZM183 194V193H182ZM216 194V193H215ZM54 195V194H53ZM91 195V194H90ZM109 195V194H108ZM149 196H151L150 193H148ZM157 195V196H155ZM203 195V194H202ZM105 196V195H104ZM103 196V197H104ZM38 197V196H37ZM55 197V198H54ZM54 199L56 200V202L58 201V203L60 205L62 204H66L68 205L70 208H73L76 206V200L79 197L78 195L74 194V192H72L71 190H69L68 188L63 190L61 193H57L56 195H54ZM101 197V196H100ZM108 198V199H111ZM206 197V196H205ZM209 197V195H208ZM32 198V197H31ZM82 198V196H81ZM201 198V197H200ZM203 198V197H202ZM207 198V197H206ZM43 199V198H41ZM40 199V201H41ZM85 199V197H84ZM94 199V198H93ZM93 199L92 202H93ZM34 200V199H33ZM87 200V199H85ZM96 200V199H95ZM100 200V199H99ZM98 200V201H99ZM103 200V199H102ZM89 201V200H88ZM111 201V200H110ZM209 201V200H208ZM20 202V201H19ZM45 202V200H44ZM106 202V201H105ZM108 202V200H107ZM38 202H24V203H18L16 204L13 208H11V212L15 215H12V217L14 216L12 225L10 227H8L7 230H5L3 233H0V264H22V260H20V257L18 255V257L13 258V259H8L6 258L7 254H10L11 248L7 247L9 244H7L8 242H10L11 239H16L17 241H25V242H29L32 240L31 233H34L35 230L39 231V230H43V229H47L48 225H49V218L46 219H41L42 215L38 214L41 217H37L40 220H38V225L34 226L29 225L30 222L26 223V226H23L24 219H31L32 220V214L34 212H36L35 214H37V205ZM57 203V205H59ZM62 203V204H61ZM90 203V202H89ZM99 203V202H98ZM104 203V202H102ZM210 203V202H209ZM219 203V202H218ZM105 204V203H104ZM133 204L135 206H133ZM221 204V203H220ZM79 205V204H77ZM98 205V204H97ZM106 205V204H105ZM108 205V204H107ZM108 205V207L110 206ZM83 206V205H82ZM81 206V207H82ZM101 206V205H100ZM104 206V205H103ZM110 206V207H111ZM205 206V204H204ZM58 207V206H57ZM90 207V206H89ZM102 207V206H101ZM100 207V208H101ZM107 207V206H106ZM224 207L226 208V206L224 205ZM56 208V207H55ZM65 208V207H63ZM99 208V207H97ZM105 207H103L104 209ZM41 209V208H39ZM111 208V210H113ZM54 210V209H53ZM60 210V208H59ZM71 210V209H70ZM109 210V209H108ZM207 210V209H206ZM210 210V209H209ZM222 210V209H221ZM3 211V210H2ZM61 211V210H60ZM67 211V210H64ZM231 211V210H230ZM98 212V211H96ZM106 212V211H105ZM228 212V211H227ZM27 214V216H24L23 214ZM75 213V212H74ZM99 213V212H98ZM113 213V212H112ZM151 213H158L161 215L163 221L165 223H169L171 220H173L175 217H177L178 219L181 220V223L179 225V229L177 233H173L165 230L160 224H156V223H150V224H143V221H146V217ZM7 214V213H6ZM29 214V215H28ZM68 214V213H67ZM80 214V213H79ZM97 214V213H96ZM95 214V215H96ZM106 214V213H105ZM110 214V213H109ZM182 214V215H181ZM229 214V213H227ZM237 214V215H236ZM61 215V214H60ZM57 216L56 218H62L63 220H65V222L67 223L66 225L68 227H63L62 231L65 235L64 237H66L65 239L63 238V234H62V239H60V241H58L57 243H54L53 246L57 247L60 251L59 255L61 257V259L65 262L64 264H80L79 260L75 263L74 260L72 259L73 256H75L76 251L78 249V243L77 240H80V236L79 232L81 233H87L88 236L91 237L90 240H96V228L91 224V223H82L81 229L79 232H77L76 234L79 235V239L75 238H71L70 237V232H71V227H69V225L71 226V224H69L67 221L69 220V218H66V216ZM132 217H131V216ZM180 215V216H179ZM221 215V214H220ZM83 216V215H82ZM100 216V215H99ZM128 216H130L131 218H128ZM230 216V215H229ZM36 217L35 215H33V218ZM54 217V216H53ZM105 217V216H104ZM114 217V218H115ZM180 217V218H179ZM223 217V216H222ZM227 217V216H226ZM225 217V218H226ZM232 217V216H231ZM110 218V217H109ZM8 219V218H7ZM10 219V220H12ZM71 219V218H70ZM82 219V218H81ZM80 219V222L82 221ZM227 219V218H226ZM78 220V219H77ZM87 220V219H86ZM91 219H89L90 221ZM100 220V219H99ZM142 221V223H140ZM30 221V220H29ZM35 221V220H32ZM106 221V220H104ZM110 221V220H108ZM235 221V220H234ZM233 221V223H234ZM74 222V221H73ZM78 222V223H80ZM148 222V219L146 221V223ZM162 222V221H161ZM231 222V221H230ZM60 223V222H59ZM140 223V224H139ZM210 223V222H209ZM57 224V223H56ZM69 224V225H68ZM102 224V222H101ZM208 224V223H207ZM206 224V225H207ZM218 224V223H217ZM63 226V224H61ZM95 225V224H94ZM97 225V224H96ZM204 225V224H203ZM231 225V224H230ZM238 225V224H237ZM57 226V225H55ZM74 226V225H73ZM78 226V225H77ZM84 227V230L83 227ZM106 226V225H105ZM104 226V228H105ZM205 226V225H204ZM225 226V225H224ZM109 227V226H108ZM221 227V226H220ZM232 227V225H231ZM234 227V226H233ZM79 228V227H78ZM101 228V226H100ZM103 228V227H102ZM101 228V230L103 231V229ZM204 228V229H203ZM210 228V227H209ZM213 228V227H212ZM218 228V227H217ZM74 229V228H73ZM141 229V228H140ZM232 229V228H231ZM234 229V228H233ZM2 230V229H1ZM98 229V232L101 231ZM210 230V229H209ZM208 230V233L210 232ZM220 230V229H219ZM238 230V229H237ZM106 231V230H105ZM110 231V230H109ZM116 231V230H115ZM143 231V230H142ZM204 231V232H202ZM76 232V231H75ZM140 232V231H139ZM144 232V233H145ZM213 232V231H212ZM236 232V230H235ZM72 233V232H71ZM103 233V232H102ZM114 234V232H112ZM142 233V232H140ZM211 233V232H210ZM37 234V233H36ZM61 235V233H59ZM73 234V233H72ZM111 234V233H109ZM111 234V235H113ZM226 234V232H225ZM59 235V236H60ZM75 234H73L72 236H74ZM108 235V234H107ZM114 235H117L116 233ZM213 235V234H210ZM208 235V236H210ZM224 235V234H223ZM58 236V235H57ZM83 236V235H82ZM98 236H101L98 235ZM105 236V235H104ZM140 236V235H139ZM179 236H183L186 240L187 243V247L184 251H178L176 248V244H177V238H179ZM204 236V235H203ZM56 237V236H55ZM61 237V236H60ZM76 237V236H74ZM85 237V235H84ZM87 237V236H86ZM96 237V239H95ZM106 237V236H105ZM109 237V235H108ZM107 237V238H108ZM113 237V236H112ZM145 237V235H144ZM143 237V238H144ZM205 237V236H204ZM211 237V236H210ZM239 237V236H237ZM36 238V237H35ZM38 238V236H37ZM77 238V237H76ZM99 238H102L99 237ZM106 238V240H107ZM117 238V237H115ZM114 240H117L115 239ZM142 238V237H141ZM218 238V237H217ZM53 239V237H52ZM82 239V238H81ZM86 239V238H85ZM103 239V238H102ZM101 239V240H102ZM110 239V238H109ZM150 239V240H149ZM212 239V238H211ZM216 239V238H215ZM228 239V238H227ZM39 240V239H38ZM57 240V239H56ZM89 240V239H88ZM89 240V241H90ZM100 240V241H101ZM104 239V241H106ZM111 240V239H110ZM113 240V241H114ZM123 240V241H124ZM145 240V239H144ZM200 240V239H199ZM222 240V239H221ZM4 241H6V244H4ZM99 241V240H96ZM108 241V240H107ZM150 241V242H151ZM203 241V240H201ZM215 241V240H214ZM229 241V240H226ZM84 242V241H83ZM88 242V241H87ZM91 242V241H90ZM116 242V241H114ZM118 242V240H117ZM120 242V241H119ZM123 243V244H128V243ZM205 242V241H204ZM219 242V241H218ZM48 243V242H47ZM89 243V242H88ZM93 243V242H92ZM97 242H95L96 244ZM99 243V242H98ZM103 243V240L101 242V245ZM107 243V242H105ZM112 243V242H111ZM213 243V241H212ZM228 243V242H227ZM21 244V243H20ZM91 244V243H89ZM94 244V243H93ZM100 244V243H99ZM110 244V243H109ZM120 244V243H119ZM122 244V245H123ZM131 244V243H130ZM199 244V242H198ZM216 244V242H215ZM237 244V243H236ZM26 245V243H25ZM52 245V243H51ZM82 245V244H80ZM105 245V244H104ZM113 245V244H111ZM110 245V246H111ZM117 245V243H116ZM133 245V244H132ZM218 246H220L219 244H217ZM238 245V246H239ZM94 246V245H93ZM99 246V245H98ZM106 246V245H105ZM109 246V245H108ZM107 246V247H108ZM109 246V247H110ZM120 246V245H119ZM208 246V245H207ZM211 246V244H210ZM213 246V245H212ZM16 247V246H15ZM82 247V246H81ZM86 247V246H85ZM97 247V246H96ZM100 247V246H99ZM107 247H105L107 249ZM116 247V246H115ZM132 247V246H131ZM130 247V248H131ZM136 247V246H135ZM154 248V246H151V248ZM214 247V246H213ZM80 248V247H79ZM83 248V247H82ZM89 248V247H88ZM95 248V247H94ZM113 248V247H111ZM120 248V247H119ZM117 249L118 250L120 249ZM134 248V247H133ZM148 249V247H144V249ZM209 248V247H208ZM212 248V247H210ZM229 248V247H228ZM101 250V247L99 248ZM104 249V248H103ZM114 252H115V248ZM124 249V247H123ZM122 249V250H123ZM127 249V248H125ZM146 249V251H147ZM214 249V248H213ZM81 251V249H79ZM85 251L87 250L84 249ZM112 250V249H111ZM133 250V249H132ZM135 250V248H134ZM139 250V249H138ZM143 250V249H141ZM181 250V249H180ZM204 250V249H203ZM90 251V250H89ZM89 251H86L87 253H89ZM109 251V248H108ZM107 251V252H108ZM125 251V250H124ZM144 251V250H143ZM207 251V250H206ZM237 251V250H236ZM239 251V250H238ZM75 252V253H74ZM83 252V250H82ZM86 252H84L86 254ZM103 252H106L105 250ZM116 252V253H117ZM121 252V251H119ZM123 252V251H122ZM121 255L123 256V261L122 264H138V258L135 257L133 258V251H131V249L126 250L125 252L122 253ZM137 252V251H134ZM142 252V251H141ZM145 252V251H144ZM158 252V251H157ZM213 252V251H212ZM216 252V251H215ZM214 252V253H215ZM51 253V252H50ZM74 253V255H73ZM160 253V250L159 252ZM238 253V252H237ZM13 254V253H12ZM16 254V253H15ZM52 254V253H51ZM80 254V253H79ZM109 253H107L108 255ZM119 256V253H117ZM156 254V253H155ZM82 255V254H81ZM106 255V257H107ZM111 255V254H110ZM115 257H117L115 255V253L113 254ZM147 255V254H146ZM213 257L215 256V254H212ZM218 255V254H217ZM12 256V255H11ZM77 256V255H76ZM80 258V255H78ZM84 258V255H82ZM87 256V255H85ZM94 257V255H92ZM112 256V255H111ZM138 257L141 255H137ZM211 256V255H210ZM59 257V258H60ZM90 257V256H89ZM105 255L103 256V259ZM142 257V256H141ZM78 258V259H79ZM111 258V257H110ZM114 258V257H113ZM117 258V259H119ZM221 258V257H220ZM77 259V258H76ZM87 259V258H84ZM83 259V260H84ZM115 259V260H117ZM119 259V260H121ZM140 259V258H139ZM27 260V259H26ZM39 260L41 261V257H39ZM93 260V258L91 257V260L89 259L88 262L89 264H91V261ZM107 260V259H106ZM113 260V259H112ZM113 260V261H115ZM118 260V261H119ZM163 260V259H162ZM256 260V259H255ZM94 261V260H93ZM92 261V263H93ZM153 261V260H152ZM214 261V260H213ZM228 261V260H227ZM226 261V262H227ZM235 261V263H236ZM26 262V263H25ZM96 262V261H94ZM145 262V261H144ZM196 262V261H195ZM211 262V261H210ZM208 262L207 263H203V264H225L221 261H214L213 262ZM31 263V262H30ZM28 261H23V264H30ZM111 263V262H110ZM115 263V262H114ZM141 263V261H140ZM151 263V262H150ZM168 263V262H167ZM254 263V262H253ZM45 264V263H43ZM47 264V263H46ZM84 264V263H83ZM96 264V263H94ZM99 264V263H98ZM117 264V263H116ZM119 264V263H118ZM145 264V263H144ZM256 264V261L255 263Z\"/></svg>",
  "mask_w": 264,
  "mask_h": 264
}]
</instances>
